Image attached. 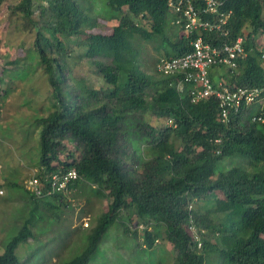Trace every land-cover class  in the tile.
Instances as JSON below:
<instances>
[{"label": "trees", "instance_id": "1", "mask_svg": "<svg viewBox=\"0 0 264 264\" xmlns=\"http://www.w3.org/2000/svg\"><path fill=\"white\" fill-rule=\"evenodd\" d=\"M92 1L86 0L84 5L80 0H19L15 5L27 26L35 29L30 58L36 55L35 64L46 74L53 98L48 113L36 119L40 127L36 176L44 180L46 175L73 167L78 178L70 188L87 180L110 200L82 246L75 248L65 264H86L113 224L137 236V231L127 227L128 221L136 228L141 226L147 247L157 242L162 230L177 252V264H210V256H218L219 264H264V125L250 122V118L242 122L248 110L231 115L224 124L217 117L214 99L191 103L188 88L177 91L174 76L153 79L141 68L132 48L136 35L145 39L164 35L171 52L164 50L161 58L190 50L181 33L176 39L165 35L169 0H104L110 17L117 19L109 34L92 31L98 26ZM194 1L197 6L202 4V0ZM221 1L220 9L231 11L226 23L229 39L246 36V55L239 59L231 83L264 85V58L260 60L262 54L253 39L258 33L264 35V0ZM36 9L43 25L38 26L33 16ZM143 19L148 23L140 25ZM71 36L81 40L77 43L85 49L83 56L91 58L96 72L111 86L109 90L73 78V91L66 63V41ZM203 36L207 41H220L216 33L204 32ZM65 88L68 91L63 94ZM147 110L173 123L162 127L135 124L151 145L145 158L127 146L132 141L123 125L134 112ZM65 138L76 140L77 157L68 153L59 158ZM222 157L245 158L254 169L233 166L222 170L218 168ZM7 186L19 183L11 181ZM31 197L51 210L64 203L62 193ZM210 200L213 206L207 213L190 211L202 241L198 248L188 231L191 218L187 207L190 202L194 206ZM32 235L29 217L5 244L0 264H21L15 249ZM209 236H217L221 247L209 242Z\"/></svg>", "mask_w": 264, "mask_h": 264}, {"label": "rangeland", "instance_id": "2", "mask_svg": "<svg viewBox=\"0 0 264 264\" xmlns=\"http://www.w3.org/2000/svg\"><path fill=\"white\" fill-rule=\"evenodd\" d=\"M18 1L4 0L0 4V182L5 183V195L0 197V254L24 220L30 217L33 235L15 249L20 263L65 264L74 255L75 248L82 246L83 238L91 232L98 216L106 210L110 200L106 192L97 190V185L81 179L77 182V187L69 188L68 192L64 193V203L51 210L41 200L32 199L24 187V182L35 176L39 168L40 127L36 119L48 113L53 98L46 74L40 65L35 64L36 55L30 58L34 51L36 33L15 10ZM80 1L85 5L86 0ZM103 4L104 0L92 1L98 21V26L92 31L109 34L117 24V19L110 17L111 13ZM33 16L37 19L38 26L43 25L44 19L39 16V10L36 9ZM147 23L145 19L139 22L140 25ZM165 31V35L170 39L180 36L178 29L171 25L169 19ZM258 35L255 44L264 45L263 34ZM162 36L164 35L156 34L145 39L136 35L132 39L136 59L153 79L161 77L156 72V63L164 56V50L171 52L169 44ZM80 41L75 36L66 41V63L73 91L76 90L73 78L83 79L94 88L109 90L111 86L104 83L101 75L96 72L91 58L83 56L85 49L78 45ZM218 71L220 81L231 83L233 78L225 67ZM65 91L68 90L65 88L63 94H66ZM250 114H246L242 122L246 123ZM138 122L162 127L171 125L173 121L170 123L167 118L156 116L148 110L134 112L126 119L123 128L128 130L126 135L132 141V144L128 143L127 146L136 148L137 153L146 158L149 156L151 145L147 144L145 136L135 129L134 126ZM76 143L73 138H65L61 144L59 158L64 159L68 153L77 157ZM233 166L254 169L245 158L222 157L218 161V168L222 170ZM11 181L19 183V186H7ZM218 198H222V194H218ZM212 206L211 200L198 201L195 202L194 209L207 213ZM85 221L88 224L83 227L82 223ZM126 225L130 231H137V236L125 233L123 226L118 223L111 225L99 242V250L86 264H177V252L164 238L162 230L157 242H154L152 247H147L141 237V226L136 228L131 221ZM206 239L218 243L221 247L217 236H209ZM209 259L210 264L220 263L218 256H210Z\"/></svg>", "mask_w": 264, "mask_h": 264}, {"label": "built area", "instance_id": "3", "mask_svg": "<svg viewBox=\"0 0 264 264\" xmlns=\"http://www.w3.org/2000/svg\"><path fill=\"white\" fill-rule=\"evenodd\" d=\"M221 4V0H202L200 6H197L194 0L168 1L170 20L188 39L190 50L180 56L160 58L156 64V71L164 76H174L179 91L187 85L192 103L208 98L214 99L218 109L217 116L222 123H228L231 114L238 113L241 108L256 105L259 112L251 116V121L264 124V85L228 86L226 82L211 79V70L216 68L225 67L229 74L235 73L239 59L246 55L244 46L246 36L242 34L232 40L229 39L230 33L226 23L231 11H222ZM204 32L216 33L220 36V41L205 40ZM77 178L78 174L72 167L63 173L46 175L44 180L32 176L26 181V188L36 197L51 196L66 192ZM3 194L4 190L0 187V195ZM187 208L191 218L188 231L196 247L201 248L202 241L191 217V202ZM82 224L86 227L88 223L85 221Z\"/></svg>", "mask_w": 264, "mask_h": 264}, {"label": "clouds", "instance_id": "4", "mask_svg": "<svg viewBox=\"0 0 264 264\" xmlns=\"http://www.w3.org/2000/svg\"><path fill=\"white\" fill-rule=\"evenodd\" d=\"M259 35H257L256 37H258ZM253 39H254V43H255V37L253 36ZM263 39H264V35H263ZM256 45V44H255ZM245 46V45H244ZM258 48H259V50L261 51V54L262 55H264V45H256ZM261 55V58H264V56H262ZM157 64V63H156ZM219 69H221V68H219ZM157 72V71H156ZM158 73V72H157ZM161 75V74H160ZM231 75V78L234 76V73H232V74H230ZM161 76H164V75H161ZM230 78V79H231ZM211 79H212V77H211ZM230 79H228V80H230ZM213 80V79H212ZM219 81H220V79H219ZM175 82H176V79H175ZM223 82H225V81H223ZM226 84L228 85V86H232L234 83H227L226 82ZM175 87H176V83H175ZM188 88V94H189V87L187 86V85H185V87L183 88V90L182 91H179V90H177V91H179V92H183L184 90H185V88ZM177 89V88H176ZM189 99H190V95H189ZM203 100H205V99H203ZM202 101V100H201ZM191 102V101H190ZM192 103V102H191ZM197 103V102H196ZM253 107V108H252ZM253 109V110H252ZM241 110H248L251 114H250V117H248V118H250V122H252L251 121V116L252 115H254V114H256L257 112H259V109H258V107L256 106V105H252V106H250V107H247V108H241ZM241 110L239 111V112H241ZM252 110V111H251ZM218 112V111H217ZM238 112V113H239ZM236 114V113H235ZM231 115H233V114H231ZM218 117V116H217ZM231 118V117H230ZM170 121V123H172V121L171 120H169ZM224 124H226V123H224ZM261 124V123H260ZM264 125V124H263ZM218 141H220V139L218 140V139H216V142H218ZM217 153V152H216ZM218 153H220V151L218 152ZM217 153V154H218ZM2 169V166H1V164H0V170ZM35 176H36V174H35ZM28 180V179H27ZM26 180V181H27ZM26 181L24 182V187H25V189L28 191V193L30 194V195H32V196H34L27 188H26ZM4 182H0V187H2L3 188V190H4V194L3 195H0V197H2V196H4L5 195V184H3ZM73 184V183H72ZM71 184V185H72ZM69 188H70V186H69ZM68 188V189H69ZM67 189V190H68ZM66 192H68V191H66ZM65 192H62V194H64ZM59 194V193H58ZM55 195V194H54ZM35 198H39V199H41V198H45V197H48V196H45V197H36V196H34ZM192 203V202H191ZM194 208V206H193V204H192V209ZM191 209V210H192ZM29 239V238H28ZM27 241V240H26ZM5 246V245H4Z\"/></svg>", "mask_w": 264, "mask_h": 264}, {"label": "crops", "instance_id": "5", "mask_svg": "<svg viewBox=\"0 0 264 264\" xmlns=\"http://www.w3.org/2000/svg\"><path fill=\"white\" fill-rule=\"evenodd\" d=\"M170 18V17H169ZM179 33H180V30H179ZM219 68H216V69H213V70H211V73H210V76L212 77V79L214 80V81H216V82H218V80H219ZM216 80H215V79Z\"/></svg>", "mask_w": 264, "mask_h": 264}]
</instances>
